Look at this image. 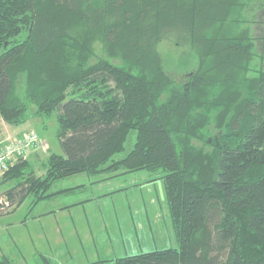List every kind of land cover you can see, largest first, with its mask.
I'll use <instances>...</instances> for the list:
<instances>
[{
    "label": "trees",
    "instance_id": "obj_1",
    "mask_svg": "<svg viewBox=\"0 0 264 264\" xmlns=\"http://www.w3.org/2000/svg\"><path fill=\"white\" fill-rule=\"evenodd\" d=\"M253 1L0 0V118L55 116L62 149L42 175L28 157L1 176L7 209L74 195L86 185L55 184L75 175L103 182L147 170L165 182L178 245L89 264H264ZM163 41L192 58L184 80L166 69ZM37 264L52 262L42 254Z\"/></svg>",
    "mask_w": 264,
    "mask_h": 264
},
{
    "label": "rangeland",
    "instance_id": "obj_2",
    "mask_svg": "<svg viewBox=\"0 0 264 264\" xmlns=\"http://www.w3.org/2000/svg\"><path fill=\"white\" fill-rule=\"evenodd\" d=\"M246 15L249 19V26L252 28L256 48L258 52L264 54V0H254L249 10H246ZM162 43V50L160 51L167 64L166 69L176 79L184 80L188 76V70L193 67L192 58H188L186 50L175 47L171 42L163 41ZM57 128L58 123L55 116H51L50 118H47V116L31 117L20 126L10 125L0 118V145L8 136H18L31 131L37 132L40 139L43 140L44 145L42 148L32 151L29 159L32 164L35 165L36 173L42 175L44 173L43 161L47 158L49 153H62L60 141L57 137ZM131 148L132 140L130 139L127 143V151ZM153 176L155 175L147 170H140L130 173L129 176L117 177L114 181L103 182L102 188L104 189L110 187L121 188V185L124 187L119 191L102 196V199L97 202V204H100L97 209L94 208V205L90 208L86 207L89 214H92L94 217V220H97V213H101L99 215L101 219L104 218L112 238L116 239L120 236L118 223L122 225V230L126 232V241L128 243V239H130L131 243L127 246L129 249H131V247L133 248L129 254L155 248L175 247L178 245L174 226L170 218L169 205L166 199L165 182L161 177L148 181V179ZM1 178L2 177H0V179ZM93 178L96 177L93 176ZM64 181L65 180H60L56 182L55 187H61ZM7 185L8 184L0 182V197L4 196V190ZM65 186H67L66 183L63 187ZM75 196L76 195L71 196L72 199L75 198ZM67 197V195L63 196V198ZM30 202L31 199L27 198L18 206L12 219L19 220L22 217L25 218L27 213L31 211L29 209ZM49 204V202H43L40 207L34 208L33 212H37L41 208L47 207ZM117 209L118 220L116 221L114 213ZM9 210L11 211L12 209L9 208L5 212L3 211V213L0 211V215L8 213ZM40 218L42 219L41 222L45 224L44 230L46 233L44 238L43 234L38 231V226H40L38 224L40 223L39 218H33L31 215H28L27 218L30 229L25 227L22 223L20 224L21 227H18L17 224L12 226L5 224L7 229L5 226H3V229L0 228V252L5 248L13 247L17 250L20 247L25 253L26 258L30 261V264H35L34 261L40 256L38 255L39 252H36V249H43L47 252H51L55 247H60L61 249L68 247L69 249L74 248L76 250L73 264H88L87 259L82 257V251L77 250L81 243L78 232L81 231L86 234L88 238L90 234L87 214L85 215V210L82 206L79 204L74 205V209L71 213H67L66 210H59L57 215L49 214ZM2 221L0 219V222ZM56 224L57 230L60 231V233H57ZM127 230H132L134 235L129 236ZM137 230L139 235H137ZM10 235L16 236L17 240L15 241L17 245L14 246L15 243L9 240ZM5 236L7 238H5ZM138 240H141V242L139 243ZM5 243H9L7 247ZM86 251L88 252L87 246ZM60 253L57 252L53 257V261L56 262V264H72L71 261L60 257ZM122 254L123 252L120 253V255ZM4 255L11 259L9 254L5 253ZM89 257L91 258V255H89ZM107 264L114 263L109 261Z\"/></svg>",
    "mask_w": 264,
    "mask_h": 264
},
{
    "label": "crops",
    "instance_id": "obj_3",
    "mask_svg": "<svg viewBox=\"0 0 264 264\" xmlns=\"http://www.w3.org/2000/svg\"><path fill=\"white\" fill-rule=\"evenodd\" d=\"M129 175L130 174L121 175V176H129ZM116 178L117 177L107 179L106 181H103V182L114 181ZM67 180H70V181H67ZM96 180H97L96 178H90L84 174L72 176L66 179L64 183H62V186L60 188H69V187H74L78 185H86L85 188H81L75 191V194H74L76 195L75 198L72 199L71 197L74 195H70L67 198H63V196H66V195H56L50 199L43 201V202L50 203L47 207H43L39 211L33 212V209L40 207V205L43 204V202L40 204H37L33 207V209L29 213H27V216L25 218L22 217L19 220L12 219L13 218L12 216H14L15 211L17 209L16 208L15 210H11L8 213H4L0 215L1 221L3 220L2 222H0V228L3 229V226H5L7 229V226L5 224H8V226L17 224L18 227H21L20 224L22 223L23 225H25V227L30 229L29 221L27 218H28V215H31V217L33 218H36V219L39 218L40 223L37 222L40 225L38 226V231L43 234V238H44V235L46 233V231L44 230L45 224L44 222H41L42 219L40 217H43V216L45 217L46 215H49V214L57 215L59 210H66L67 213H71L74 209V204L75 205L79 204L80 206L84 208L85 215L87 214V220L89 223L88 228L90 229V234L88 238L86 234L82 233L81 231L78 232L81 243L77 250L82 251V257L84 259H87L88 264L91 263L92 261H96L100 259H113L115 257L127 255L129 254L130 251H132L133 248L131 247V249H129L127 246L128 244H131V243H130V239H128L129 242L127 243L126 232L125 230H122V225H120L117 222L120 236L114 239L112 238L109 232V229L106 226L104 218L101 219L99 215L101 213L99 214L97 213L98 215L97 220H94V217L92 216V214H89V211H87L86 209V207L90 208L92 205H94V208L97 209L100 206V204H97V202H99L102 199V196H105L108 193L119 191L120 189H123L124 186L121 185L120 186L121 188L110 187V188L104 189L102 188L103 182H94ZM131 181H134V180H131ZM65 183L67 186L63 187ZM114 214H115V218L117 221L118 220V209L115 210ZM132 218H133V215H132ZM56 230H57V224H56ZM57 233H60V231L57 230ZM127 233L129 236L134 235V232L132 230H127ZM137 235H139L138 230H137ZM5 238L7 237L5 236ZM9 240L15 243L14 246L17 245V242L15 241L17 240L15 235L14 236L10 235ZM138 241L139 243L141 242V240H138ZM9 243H5L6 247ZM86 246L88 248V252L86 251ZM141 246H142V243H141ZM75 251L76 250L74 248L69 249L68 247L63 248V249H61L60 247L59 248L55 247L52 249L51 252H47L43 249H36V252H39L38 255L43 254L49 257L52 264H56V262L53 261V257L56 255L57 252L59 253L61 252L62 254L60 253L59 256L63 257L64 259H67L68 261H71V263L73 264V261H75V258H74ZM121 252H123L122 255H120ZM5 253L10 255L9 257H11L13 264H30V261L26 258L25 253L20 249V247L17 250H15L13 247L5 248L4 250H1L0 259H2L3 256H5L4 255ZM89 255H91V258L89 257ZM38 262H39V258L36 259V261H34L35 264Z\"/></svg>",
    "mask_w": 264,
    "mask_h": 264
},
{
    "label": "built area",
    "instance_id": "obj_4",
    "mask_svg": "<svg viewBox=\"0 0 264 264\" xmlns=\"http://www.w3.org/2000/svg\"><path fill=\"white\" fill-rule=\"evenodd\" d=\"M43 145V140L35 131L6 137L0 145V177L15 163L28 158L32 151L42 148ZM8 205L6 198H0L1 209H7Z\"/></svg>",
    "mask_w": 264,
    "mask_h": 264
}]
</instances>
